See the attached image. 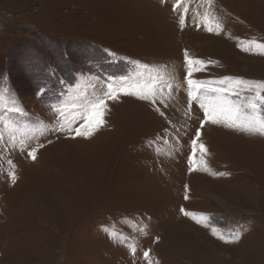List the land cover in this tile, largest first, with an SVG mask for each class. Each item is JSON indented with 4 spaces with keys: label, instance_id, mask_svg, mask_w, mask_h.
Segmentation results:
<instances>
[{
    "label": "rangeland",
    "instance_id": "obj_1",
    "mask_svg": "<svg viewBox=\"0 0 264 264\" xmlns=\"http://www.w3.org/2000/svg\"><path fill=\"white\" fill-rule=\"evenodd\" d=\"M261 45L264 0H0V264H264V136L201 107L264 93Z\"/></svg>",
    "mask_w": 264,
    "mask_h": 264
},
{
    "label": "snow or ice",
    "instance_id": "obj_2",
    "mask_svg": "<svg viewBox=\"0 0 264 264\" xmlns=\"http://www.w3.org/2000/svg\"><path fill=\"white\" fill-rule=\"evenodd\" d=\"M210 2V0H209ZM179 3V0H178ZM203 22L207 25L210 23L209 17L207 14L203 17ZM180 23L183 26L184 24V16H181ZM215 27L217 29L220 28L219 24H216ZM207 30L209 32L213 31L212 27H208ZM260 47H264L261 45ZM185 60L188 65V72H187V84L192 86L196 89L202 87V84L198 81L191 79L193 75V70L199 71L200 69L197 68V65L202 64L203 62L200 60H192L189 59L187 53H185ZM225 81H230L231 78L225 77ZM223 82V81H222ZM254 82H248L241 79H237L235 84L237 87L240 85H247ZM257 87H264V85H260L258 82ZM171 88V85H168ZM157 81L156 78H151L149 82L143 84H131L122 86L119 89L113 87L111 83L107 85V91L102 92L93 100H82L81 107L83 110L79 113L80 118L83 119V130L77 128L76 136H90L92 131L102 124V114L103 109L105 106V101L103 97H108L115 99L116 93L118 91H123L125 94L129 95H136L139 99L142 100H152L153 102L157 99ZM43 89H41V92ZM221 94L228 93L229 95H235L240 97L238 102H233L227 99L224 96H220L212 101L209 102H202L201 107L204 111V118L206 122L211 124H224V126L229 128H235L238 131L246 132L253 135H261L264 136V93L260 91H256L255 95L250 98H245L240 96V92L236 91L235 88H222L218 90ZM190 98L192 94L190 93ZM73 107H77V105H73ZM0 109L5 111H13V112H20L21 109L16 107L15 100L7 97L3 90H0ZM61 117H63L64 113L62 109L56 108L54 109ZM75 116L73 117V121H69L68 123L71 124L75 122ZM204 121L201 122V126H203ZM63 120L59 123V130H64L67 127ZM71 130V128H69ZM197 138L200 136V131L197 130L196 132ZM193 145L196 144V140H193ZM201 151H205L204 145H200ZM35 152L36 149H33L28 154L33 159H35ZM191 162V158H190ZM183 211V210H182ZM185 215L189 213L184 212ZM215 234V233H214ZM235 239H239V236L236 235ZM134 251V248L132 249ZM148 253H145L147 256Z\"/></svg>",
    "mask_w": 264,
    "mask_h": 264
}]
</instances>
